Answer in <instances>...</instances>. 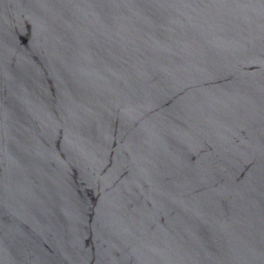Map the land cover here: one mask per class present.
I'll return each instance as SVG.
<instances>
[{
    "label": "water",
    "instance_id": "obj_1",
    "mask_svg": "<svg viewBox=\"0 0 264 264\" xmlns=\"http://www.w3.org/2000/svg\"><path fill=\"white\" fill-rule=\"evenodd\" d=\"M0 264H264V0H0Z\"/></svg>",
    "mask_w": 264,
    "mask_h": 264
}]
</instances>
